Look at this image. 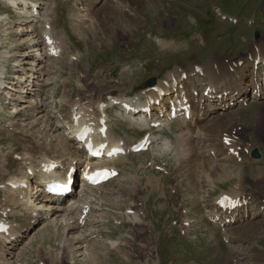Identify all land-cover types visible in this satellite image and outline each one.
<instances>
[{"label": "rangeland", "instance_id": "rangeland-1", "mask_svg": "<svg viewBox=\"0 0 264 264\" xmlns=\"http://www.w3.org/2000/svg\"><path fill=\"white\" fill-rule=\"evenodd\" d=\"M79 1L24 0V5L35 6L25 18L18 14L21 10H9L0 0V57L3 53L12 55L8 72L14 61L24 59L18 51L29 42L40 41L43 20L48 18L59 52L47 62L45 58L44 68L41 63L42 67H36L42 74H36L39 91L31 90L32 84L25 88L30 96L28 92L23 95L27 100L30 97L32 104L22 102L28 108L15 119L8 115L13 104L1 99L0 183L9 176H20L30 160L37 161L41 149H47V158L61 159L64 152L74 156L73 147L68 149L59 141L64 129L51 123L71 124V104L84 95H90L92 101L109 97L101 108L108 137L127 145L147 140V146L140 153L110 163L119 175L103 184L96 200H92L96 210L89 214L86 230L94 231L91 241L96 242L98 264H260L264 256V176H260L264 170V98L251 99L248 86L252 74H264V64H255L249 57L255 45L264 47V0H129L128 5L125 0ZM78 5L85 7L79 8L80 14L76 13ZM79 15H84L82 21ZM31 19L37 21L25 26ZM91 20L95 29L89 26ZM219 60L236 64L232 81L249 92L244 103L234 102L223 109L235 112L229 123L217 127L210 117L196 126L194 120L178 117L145 129L139 124L141 117L129 116L115 105L120 99L132 103L141 97L143 100L141 92L150 79L156 84L175 69L191 71L189 65L198 68ZM190 80L197 88V102L203 104L205 80L201 76ZM226 102L215 103V112L224 104L226 107ZM27 111L34 113L33 117L27 122L18 121ZM6 123L15 130L7 131ZM188 124L193 127L191 131ZM215 125L210 135L208 129ZM224 134H230L238 143L239 156L233 157L218 143ZM185 139H191L199 158L192 163L194 167H188L190 170L185 169L189 157L186 147L175 151V145ZM215 144L220 154L213 156L207 149H215ZM252 151L259 152L260 158H253ZM69 163L65 160L62 170ZM27 179L35 186L39 177L31 174ZM125 181L126 191L121 198L108 199L114 201L111 203L104 200L103 195L119 189L118 183ZM148 186L152 188L143 190ZM77 187L76 195L57 207L66 208L70 201H77L81 189ZM234 191L247 195L248 202L241 210L256 228L225 238L222 232L226 224L212 209L218 195ZM7 196L0 190V207H7L5 223L13 226L19 237L5 247L0 240V264H91L83 254L89 243L68 253L53 234L38 237L48 221L31 224L32 216L11 205ZM126 207L133 209L127 212ZM133 212L141 217L139 227ZM28 224L35 228L23 231ZM236 224L230 223L231 228ZM72 234L67 237L70 239Z\"/></svg>", "mask_w": 264, "mask_h": 264}, {"label": "bare ground", "instance_id": "bare-ground-1", "mask_svg": "<svg viewBox=\"0 0 264 264\" xmlns=\"http://www.w3.org/2000/svg\"><path fill=\"white\" fill-rule=\"evenodd\" d=\"M23 1L24 0H9V2H11V5H18V6H20L21 5L20 3H22ZM128 1L129 0H125L124 3L128 5L129 3ZM30 4L29 7L27 5L26 7L20 6L19 8H21L23 11L18 12V14L21 16L27 15L29 12L28 9H30ZM82 9H79L78 11H76V13L80 14ZM77 17L81 18L80 21H82L84 15H79ZM20 19L21 17H19V20ZM103 19L105 18L103 17ZM44 21L46 22V27L44 29V33L42 37L44 38L45 41V48L43 49L38 48L34 52L37 55L40 54L41 60L33 59L32 62H28L26 57L29 56L28 54L29 51L27 50L26 47H24L23 49L26 50L20 52L18 51L17 54L18 56H23L24 59L19 61L18 60L14 61V65H13L15 68L14 75L4 78L3 77L4 66L2 64L7 63V60L11 58L10 56L12 55L11 54L9 55V53L1 54L2 56L0 57L1 58L0 96L3 95L11 96L10 97L12 99L11 102H13L15 106L14 105L12 106L13 111L11 110V112H9L10 115H19L21 111L28 108V106H26V104L22 102L32 104V99L30 97L29 100L25 99L27 98V95L21 97L18 96L17 97L18 99H16L15 92L16 94L19 93V90L16 88L20 87L22 90L21 92L23 93L25 86L29 87L32 84L31 90L34 89L35 91H39V89L36 88L39 87L40 83L38 81L40 79H37L36 75L33 76L28 75L27 76L28 79H25L26 77L24 75L18 73H23L26 70L27 72L36 71L37 73H40V75H42L39 68L36 67L37 66L42 67L40 65L41 63L44 68L45 65L44 64L45 61H43L44 58H46V62H47L48 59L52 58L53 55H56L58 53V51L55 49L56 48L55 44L52 41L53 23L51 22V20L49 21V18ZM18 23L20 22L18 21ZM94 25H95L94 21H92L89 24L90 28L95 29L96 26ZM22 30H18V31H22ZM163 42L164 41H161V43ZM254 47L255 48L252 49L249 57L253 60V62H260L264 64V47L260 43H258ZM37 55L33 57L35 58L37 57ZM24 66H28V67H24ZM34 68H36V70ZM188 68L189 69L191 68V71H186L184 69L183 70L175 69L174 71L168 74L165 80L158 81L156 84H153V87L150 86L145 87L143 89L144 91L141 92V95L143 96V100L140 102L138 101L137 103L134 102L132 103L130 101L131 102L130 103L129 101L120 99L118 103L119 107L120 108L123 107L125 103L127 105L126 110H128L127 113L129 114V116H133L131 115V113L134 112L139 113L141 111L140 113L142 114L138 115L139 118L141 117L139 124L144 128H146L148 125L149 129H151L154 126L155 122L158 123L165 121V124H167L169 123L172 117L184 118L185 116L186 117L184 119L190 118L192 121L194 120L193 124L196 126L202 124V122H204L207 118L210 117L212 118L211 120L214 121V123L217 125V127L220 125L222 126L224 122L229 123V121H231V119L235 115L234 114L235 112L231 113L223 109H228L229 105L234 101L235 104L238 102L245 101L247 96L249 95L248 94L249 92H247V90L244 87L242 88L240 85H235L234 82L232 81L233 74L237 71L236 64H233L231 62H227L226 64L219 60L212 62V64L211 63L205 64L202 67H198V68L194 65H189ZM260 75H262L260 74V72H258V74H252L253 78L251 80V86L250 85L248 86L250 87V91L252 92L253 99L264 95L263 89L261 88V79L264 76L260 77ZM198 76H201L205 80L201 92L204 93V95L206 96V99L203 102V104L197 102L198 100L196 97L198 96L197 88L190 80V77L198 78ZM30 78L31 79L35 78L37 79V81L31 82L29 80ZM5 79L6 80L15 79V81L14 80L8 81L7 84L9 85L4 86V88L2 89L4 83V82L2 83V80ZM25 81L28 82L27 85H25L24 83ZM10 85H12L13 87L12 86L10 87ZM11 90L13 92H11ZM28 95L30 96V92H28ZM174 96L176 97V99L173 102L168 101L169 99H171V97ZM90 97H91L90 95L89 96L84 95V97L81 100L75 101L71 104V112H72L71 124H68L66 122L56 123V121L51 123L52 127H57V129L58 128L64 129V135L63 136L61 135V137H59V141L62 142L68 149H71L72 146L74 149L73 150L74 156L72 153L64 152L61 159L58 157L47 158L45 155L47 149H41L38 156L36 157L37 161L34 163L33 161L31 162L30 160L29 166L21 172L20 176L18 177L9 176L5 178V180L0 183V190L8 194L7 197H10L9 202H11V205L14 204V206H19L21 210H23V212L32 216L33 220L31 224L36 226L38 223L42 222V220L48 221L49 227L47 226V228L45 227L44 229H42L39 232L40 234L38 237L43 238L45 235L52 236L53 234L55 237H57L60 240L59 246L60 245L65 246L66 248L64 247V249H66L68 253L73 249L77 248V246L79 247L78 249H82L87 246L86 244L89 243V245L87 246L89 247V249L88 250L85 249L86 251L84 250L83 254L86 255L85 256L86 261L90 262L91 264H98V254H96L95 252L96 242L91 241L92 233L94 231L90 233L89 230H86V227L90 224L88 220L89 214H91L92 211L96 210V207L94 206L95 202L92 200H96L98 194L97 191L100 188H102L103 185L91 187V186H87V184L83 180L85 178V175L94 173L95 170H106L109 172H115L117 173L116 175L117 177L119 173L118 171L115 170L114 167L110 165V163H112L113 161H117L120 158H125L127 156V153L125 151H129L133 144L127 145L125 142L123 143L122 141L112 139L110 138V136L108 137L107 135L108 132L104 130L106 126V124H104V121L107 120L105 119L103 115V111H101V108L108 102L109 97H107L106 100L96 98L97 99L96 101H92ZM228 99L230 101L228 102V105L224 107L225 106L224 104V106L220 108V111L215 112L216 111V109L214 108L215 103L221 101L226 102V100ZM1 110L2 108L0 105V115L2 114ZM26 113L27 116L20 117L18 121L27 122L34 115V113L29 111ZM147 115H150V118L155 117L154 120L152 121L153 122L152 124L150 123L151 119L149 120L147 118ZM132 122L133 124H135L134 120H132ZM10 124L11 123L5 125L7 131H10L12 129L15 130V128H12ZM24 125H28V124L26 123ZM216 125L214 126V128L211 127L208 129V132H211L210 135L214 134V130L215 128H217ZM188 128L189 131H191L193 127L191 128V125L188 124ZM54 130L56 131V128ZM220 140L221 141H219L218 143L225 146L227 153L231 152L233 157L239 156L237 150L238 143L234 141L235 139L232 138L230 134L222 135V138H220ZM95 145L97 146L106 145V148L108 149H110V147L115 145L119 147V149H123V151L125 152V154L123 155L124 157H114L111 158L110 160L103 158L101 160L92 161L89 158L88 148L89 147L93 148L95 147ZM185 147L189 154V157L185 159V161H187L186 163L187 168L185 169L190 170V168L188 167L192 163H194V161H198L199 158L195 153V147L193 146V142L191 141V139H185L182 142L180 141V143L177 144V146L175 145V151L178 152L179 150L185 149ZM215 147H216L215 149L208 148L207 152L212 154L213 156H215L216 154H220L219 151L217 150L218 144H215ZM82 155L85 157V160L82 157ZM67 159L70 160V163L69 165H67L66 170H64L61 173L60 170L64 168L63 165L65 160ZM215 159H217V157H215ZM84 163L87 164L83 168H81L80 173H82V175H77L78 171L80 170L78 169V167L82 166V164ZM190 167H194L193 164ZM31 174L33 175L37 174L39 177V180L36 182L35 186H33V184L29 181V179H27V176ZM67 175H70L73 178L72 187L74 185H79V187H81L80 191L77 192L78 200L76 199L77 201H70V205L66 208L57 207L63 205L64 201H66V199H68L69 197H72L74 194L76 195V190L74 191L73 188L71 193H69V195H67L66 198L57 199L45 195L43 196L44 189L45 186L53 180H57L62 183L64 182L65 184V181H67L66 180ZM189 175H192V173H190ZM261 175L262 177L264 176V170L260 171V176ZM110 182H106L104 185H107ZM125 185H126V181L123 184L118 183L117 186L119 189L117 190L112 189L110 192L103 195L105 197L104 200L109 202L108 199L110 198H114L115 200L118 199L119 197L121 198L122 194H124L126 191L127 185L126 186ZM151 188L152 186H148L146 188H143V190L147 191L148 189ZM38 192L40 194H38ZM136 197H139V195H136ZM215 201H216L215 202L216 205L214 206L212 211L214 210L216 213L218 212L220 219L222 218L221 222L222 223L224 222V224H226L224 225L225 229L222 232L225 238H229L232 235L237 236L238 234L241 233L246 234L248 230H254L256 228L255 225L248 219V216H246V214L243 212L244 211L243 207H245V205L248 202L247 195L245 196L241 192L234 191L231 194L225 193L223 195H218ZM54 204H56V206ZM134 204L135 203H133L132 207L136 208ZM97 205L99 206V203ZM126 208H127L126 209L127 212H131L130 209H133L131 207H126ZM7 211H8L7 207L5 209L0 207V225L7 226V223H5V220L7 218L6 217ZM131 215L133 216L135 225L139 227V225H141V220L139 218L141 217L134 212ZM232 222H237V224L235 226L232 225L233 227L231 228L230 223ZM34 228L35 227H32L30 224H28L26 228L23 229V231H29L30 229L33 230ZM70 233L73 234L69 239L67 236ZM18 237H19L18 231L14 230L13 226L9 225L7 226V229L0 234L1 244L2 246L4 245L3 247H5V245L7 244L16 242ZM262 260H263L262 262L259 261L260 264H264V256Z\"/></svg>", "mask_w": 264, "mask_h": 264}, {"label": "water", "instance_id": "water-1", "mask_svg": "<svg viewBox=\"0 0 264 264\" xmlns=\"http://www.w3.org/2000/svg\"><path fill=\"white\" fill-rule=\"evenodd\" d=\"M153 83H154V80H150V81L148 82V85H149V86H152V85H153ZM252 156H253V157H256V158H258V157H259L258 153H257V152H255V151L253 152Z\"/></svg>", "mask_w": 264, "mask_h": 264}]
</instances>
